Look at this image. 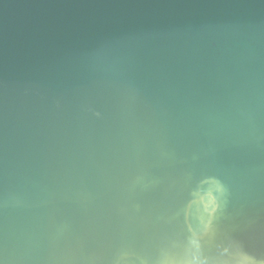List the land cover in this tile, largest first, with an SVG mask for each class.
Here are the masks:
<instances>
[{
	"label": "water",
	"instance_id": "obj_1",
	"mask_svg": "<svg viewBox=\"0 0 264 264\" xmlns=\"http://www.w3.org/2000/svg\"><path fill=\"white\" fill-rule=\"evenodd\" d=\"M193 252L264 264V0H0V264Z\"/></svg>",
	"mask_w": 264,
	"mask_h": 264
},
{
	"label": "clouds",
	"instance_id": "obj_2",
	"mask_svg": "<svg viewBox=\"0 0 264 264\" xmlns=\"http://www.w3.org/2000/svg\"><path fill=\"white\" fill-rule=\"evenodd\" d=\"M208 225L205 224L204 228L205 230H207ZM190 244L194 247V248H199V244L195 238V233H193V238L190 240ZM222 253L223 252H227V249H222L221 250ZM187 264H209L207 257H200L196 252H193L192 256H191V260L187 262ZM247 264H254V262L247 260Z\"/></svg>",
	"mask_w": 264,
	"mask_h": 264
}]
</instances>
